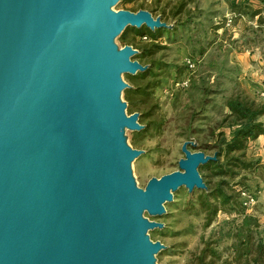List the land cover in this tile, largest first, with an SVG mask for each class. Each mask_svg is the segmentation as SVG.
<instances>
[{"label":"water","instance_id":"obj_1","mask_svg":"<svg viewBox=\"0 0 264 264\" xmlns=\"http://www.w3.org/2000/svg\"><path fill=\"white\" fill-rule=\"evenodd\" d=\"M109 1L0 0V264L141 263L158 249L139 242L152 224L117 243L115 221L143 209L162 216L168 191L204 187L198 168L210 158L188 152L158 186L124 193L117 173L131 156L109 159L102 145L125 117L102 104L127 86L105 76L142 68L134 49L114 56L106 39L161 24L146 12L108 15Z\"/></svg>","mask_w":264,"mask_h":264},{"label":"rangeland","instance_id":"obj_2","mask_svg":"<svg viewBox=\"0 0 264 264\" xmlns=\"http://www.w3.org/2000/svg\"><path fill=\"white\" fill-rule=\"evenodd\" d=\"M112 9L114 14L146 12L161 24L142 26L152 32L160 29L158 41L129 31L125 45L123 34L113 43L117 50L134 49L132 60L142 68L136 75H122L128 107L127 89L160 82L146 104L135 105L133 113L126 109L137 128H126L123 140L128 150L141 153L132 165L135 189L147 191L152 182L181 171L188 152L210 158L198 168L203 188L171 192L162 216L144 212V220L153 225L148 239L158 248L155 264H264V257L259 259L264 223L247 214L240 196L243 190L258 193L252 177H264V168L248 157L246 163L253 166L233 161L223 166L225 173L209 164L217 160L219 133L230 138L234 119L228 118L229 99L264 104L263 93L254 89L257 61L251 58L264 55V0H115ZM231 47L244 55L233 57ZM152 50V56L144 55ZM191 60L196 66L192 69ZM148 70L157 78L136 77ZM187 80L189 85H183ZM211 191L218 197L210 196Z\"/></svg>","mask_w":264,"mask_h":264},{"label":"trees","instance_id":"obj_3","mask_svg":"<svg viewBox=\"0 0 264 264\" xmlns=\"http://www.w3.org/2000/svg\"><path fill=\"white\" fill-rule=\"evenodd\" d=\"M129 31H133L135 37H148L152 41H158L160 38V29L156 32L142 27V28H127L123 35V43H126V36ZM143 53V52H142ZM155 51H146L145 56H152ZM137 78L141 80H146L148 77L157 78V75L153 70H148L146 72L140 73ZM160 85L158 81H149L144 87H138L133 89H127L125 94V99L129 104L128 110L129 113H133L135 110V105L137 104H146L147 100L150 99L152 91ZM139 96L141 100L134 102L131 96ZM230 109L229 119H234V123L230 125V138L227 137L226 133L221 132L218 135L219 145L217 152V160L211 161L209 164L215 166L217 169H220L221 173H225L221 169L226 163H231L233 161L243 162L245 167L253 166L254 164L246 163L247 162V147L248 143L251 140L258 138L260 135L264 134V124L260 122V118L264 116V104H257L255 101H243L240 98H231L227 103ZM151 114H146L143 117H151ZM143 122V120H141ZM234 155H238L237 157ZM223 188H218V193L225 198H228L227 195L223 192ZM217 193V194H218ZM214 191L209 193L210 196L217 198V195ZM219 195V196H220ZM217 211V210H215ZM259 259L261 260L264 257V246L259 247Z\"/></svg>","mask_w":264,"mask_h":264},{"label":"bare ground","instance_id":"obj_4","mask_svg":"<svg viewBox=\"0 0 264 264\" xmlns=\"http://www.w3.org/2000/svg\"><path fill=\"white\" fill-rule=\"evenodd\" d=\"M114 3H115V0H110L109 3L106 5L105 10H106V13L108 15H117V14H114L112 11ZM132 14H134V13H132ZM136 15L141 16L142 13H138ZM151 21L154 22L155 20L150 18V21H148V22H151ZM148 22H145V23H148ZM131 25L137 26V25H134L133 23H131L130 26ZM122 32H123V29L119 30L118 32L114 33L113 35L109 36L106 39V45L114 56H118L122 50H128V51L134 53L133 49L130 47H124L120 50H117L114 48V44H113L114 40ZM133 65L135 68H137L138 63L133 61ZM127 72H132V71L129 70ZM122 75H123V72H120L113 77L105 76V81L110 82L112 84L121 83L124 86V82L122 80ZM102 106L104 108L115 107L117 109H122L124 117H125L123 120L120 118H114L111 126L105 129L104 134L106 136H108L109 139H108V141L104 142V144L102 145V148L106 151V156L109 159H113L115 156L121 155V154H126V153L130 154V156H131L130 159L123 165L122 170L119 171L117 173V175L122 178V183L126 184V189L124 191L125 194H131L133 192L140 191V190L135 189V184H134L135 181H134V178H133V175L131 172L133 162L137 158L138 152L133 151V150H128V147L123 140L124 130L128 127L133 128V127L137 126V123H136L137 120L135 118L131 119L127 115V112H126L127 106L123 100L121 89L119 91H117L112 97L108 98L102 104ZM117 134L121 135L122 137L119 138V136ZM113 140H114V142H113ZM176 173L177 172H175L173 174H176ZM184 173L186 174V172H184ZM173 174L168 175V176H172ZM164 178H166V177H163L159 181L152 182L147 191L151 190L155 186H158L163 181ZM175 189H176V187H175ZM172 190L173 189L168 191V196L165 197L163 199V201L160 202V208H161L160 214L161 215L164 214V206L163 205L167 201H170L172 199V195H171ZM109 191L112 193H118L114 189H109ZM147 191H145V192H147ZM172 194H173V192H172ZM144 212H151L152 213V211L150 209H143V210H140L138 212H135L133 214L132 218L125 219V220H116L115 221L116 227L113 230V236H112L114 242H117V243L123 242L125 240L128 232L132 228L144 224V222H146L143 218ZM152 228H153V225H149V227H147L145 229V231L140 235L139 242L141 244V249H145L146 247H154V245L148 239L149 238V230ZM157 250L151 251L148 254V256L144 259V261H142L141 263L131 262L130 264H155V254H156Z\"/></svg>","mask_w":264,"mask_h":264},{"label":"crops","instance_id":"obj_5","mask_svg":"<svg viewBox=\"0 0 264 264\" xmlns=\"http://www.w3.org/2000/svg\"><path fill=\"white\" fill-rule=\"evenodd\" d=\"M231 55L236 56L239 59L240 56L244 55V53L238 52L237 49L231 47L230 51ZM249 54V53H247ZM264 56V55H263ZM258 56L257 54L253 55L252 60L257 61L256 66L252 68L253 75L255 77V91L259 93H263L264 95V57ZM250 67V66H249ZM264 101V99H263ZM260 122L264 124V116L260 118ZM247 157L256 160L259 162V165L264 168V134L260 135L258 138L251 140L248 143L247 147ZM252 186L254 189L258 191V204L257 206L248 211L247 214L258 220L259 223H264V177L257 175L254 173V177H252Z\"/></svg>","mask_w":264,"mask_h":264},{"label":"built area","instance_id":"obj_6","mask_svg":"<svg viewBox=\"0 0 264 264\" xmlns=\"http://www.w3.org/2000/svg\"><path fill=\"white\" fill-rule=\"evenodd\" d=\"M145 39H147V38L145 37ZM191 62H193V61L191 60L189 62L190 63L189 67L191 69L195 68L196 67L195 64H191ZM183 85L188 86L189 85V81L187 80L186 82L183 83ZM240 196H241V203H242L243 207L246 210L251 211L257 206L258 199H259V196H258L257 192L250 191V190H243L240 193Z\"/></svg>","mask_w":264,"mask_h":264}]
</instances>
